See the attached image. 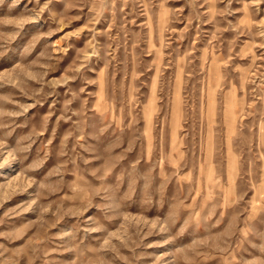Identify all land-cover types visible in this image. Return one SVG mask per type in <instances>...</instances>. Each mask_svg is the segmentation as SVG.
Listing matches in <instances>:
<instances>
[{
  "label": "rangeland",
  "instance_id": "rangeland-1",
  "mask_svg": "<svg viewBox=\"0 0 264 264\" xmlns=\"http://www.w3.org/2000/svg\"><path fill=\"white\" fill-rule=\"evenodd\" d=\"M0 264H264V0H0Z\"/></svg>",
  "mask_w": 264,
  "mask_h": 264
}]
</instances>
